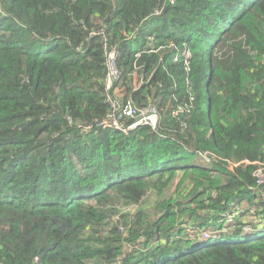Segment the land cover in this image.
I'll return each instance as SVG.
<instances>
[{
    "label": "trees",
    "instance_id": "16d2710c",
    "mask_svg": "<svg viewBox=\"0 0 264 264\" xmlns=\"http://www.w3.org/2000/svg\"><path fill=\"white\" fill-rule=\"evenodd\" d=\"M260 162L264 0H0V264H264Z\"/></svg>",
    "mask_w": 264,
    "mask_h": 264
},
{
    "label": "clouds",
    "instance_id": "9594fccd",
    "mask_svg": "<svg viewBox=\"0 0 264 264\" xmlns=\"http://www.w3.org/2000/svg\"><path fill=\"white\" fill-rule=\"evenodd\" d=\"M157 13H159V12H157ZM143 25V23L141 24V26ZM141 26H139V28L136 30V32L134 33V35L136 36H138L139 34H141L140 33V30H141ZM151 35H149L147 38V41L146 42H152L154 39H155V37L154 36H152V37H150ZM137 38V37H136ZM136 38H133V35H131V36H127L126 37V39H127V42H134L135 40H136ZM136 43V42H135ZM112 51V50H111ZM110 51V52H111ZM181 53H182V55L183 56H185V58L187 59L186 61H188L189 60V58H190V52L188 51V50H186V49H184V50H182L181 51ZM111 54H113L114 56H115V63H116V52L113 50L110 54H107V62H106V67H107V76H106V79H105V84H106V89H107V91L109 92L112 88H113V86L116 84V83H118V82H120V79H121V73H120V70L118 69V67H117V64H116V67H117V70H118V72H119V76H120V78H119V80L117 81V82H115L112 86H108V84H107V78H108V75H109V66H108V58H109V55H111ZM140 55L138 54L137 55V57H139ZM178 58H180L179 57V53H178V56H176L175 57V59H174V61L175 62H177L178 61ZM134 83H137V85L135 86L136 88L140 85V82H138V78H137V76H135L134 77ZM133 83V84H134ZM117 98L118 99H114V98H112L111 96H108V98H107V104H109L110 105V108H111V110H110V112L107 114V116H106V119H104L103 120V122H106L107 123V126H102L101 124L103 123H100L99 125H98V127L99 128H102V129H106V128H113V129H116V130H119V132H122V133H125V134H128L129 132H132L133 130H135V129H137V128H139V127H142V126H149L153 131H156V129H157V122H158V119H159V117L158 118H155V120H152V119H149L148 120V123H141V124H137L138 123V118H130L129 116H126V115H124V113H123V108H124V106H126L127 104H128V101H124V99H122V96L120 95V94H117ZM114 105V106H113ZM153 109H155L156 110V115L158 116V111H157V109L155 108V107H152ZM151 108V109H152ZM143 112V111H142ZM141 113V112H140ZM129 120H134V123H132L131 125H127V122L129 121ZM205 156H208V155H204V154H199V157L202 159V161L204 162L205 161V163L204 164H206V165H208L209 163H210V160L212 159L210 156H208L209 157V161H207V160H204L203 158L205 157ZM261 163V162H260ZM259 163V164H260ZM259 164L256 166L257 167V170H258V168H259ZM257 170L255 171V174H256V172H257ZM254 174V176L256 177V175ZM257 178V177H256ZM254 191L257 193H259V195H260V197L262 198V199H264V193H263V191H264V185H259L258 183H257V185H256V188L254 189ZM260 191V192H259ZM241 207V206H240ZM250 213H248V215H249ZM251 214H253V212L251 213ZM250 214V215H251ZM245 236H247V235H252L253 234V229L251 228V229H245V232L243 233ZM206 236H207V238L208 239H210L211 237V235L210 234H205Z\"/></svg>",
    "mask_w": 264,
    "mask_h": 264
},
{
    "label": "rangeland",
    "instance_id": "374dc122",
    "mask_svg": "<svg viewBox=\"0 0 264 264\" xmlns=\"http://www.w3.org/2000/svg\"><path fill=\"white\" fill-rule=\"evenodd\" d=\"M145 116H147V118L148 119H152V120H155V118H158V116L156 115V111L153 109L151 112H148L147 114H145ZM204 160H207V161H209V157L208 156H205L204 158H203ZM211 161V160H210ZM198 162L199 163H202V160H198ZM205 163V161L203 162V164ZM212 164V163H211ZM210 164V165H211ZM209 165V164H208ZM262 168H264V167H262ZM179 181H180V179H179V177H177V179L175 180V183H174V187H177V185H178V183H179ZM175 192H176V188H173L172 190H171V193H173L174 195H175ZM193 199V197H189V198H186V200H184V202H189V200H192ZM117 201V203H120L118 200H116ZM156 201H159V197H158V195L156 194V192H152V194H150L149 195V198L147 199V200H145L143 203V208L145 209V212L151 217V218H153L154 217V209H155V202ZM191 206H195V203H191ZM245 208H249V210H250V214L252 213V212H254V210H255V206H249V205H245ZM239 209H242L241 207H239ZM127 211L128 212H130V213H134L135 212V208L134 207H129V208H127ZM248 215V219H247V222H250L251 220H253L254 219V217H253V214H251V215ZM243 219H245V217L243 218ZM258 222V221H257ZM233 224H234V222H232L231 220H230V217H229V221L227 222V224L225 225V227H224V229H229V228H231V227H233ZM229 227V228H228ZM221 230V231H219V232H225V230ZM226 230V231H227ZM252 235H254V234H252ZM249 236H245V237H241V238H244L245 240H248L249 238H248ZM252 237V236H251ZM259 237H261L260 235L259 236H253L251 239H256V238H259ZM211 241H213V240H211Z\"/></svg>",
    "mask_w": 264,
    "mask_h": 264
},
{
    "label": "built area",
    "instance_id": "2783aa9c",
    "mask_svg": "<svg viewBox=\"0 0 264 264\" xmlns=\"http://www.w3.org/2000/svg\"><path fill=\"white\" fill-rule=\"evenodd\" d=\"M108 66H109V75L107 78V84L110 87L115 82H117L120 78L119 72L117 70L116 63H115V56L113 54L109 55ZM152 110H153V108L150 109L149 111H143V112L139 113L135 110L132 103L129 102L126 106H124L123 113H124V115L129 116L130 118H138L139 120H138L137 124H141V123H148L149 119L147 118V116H145V114H147L148 112H151ZM101 125L107 126V123L103 122ZM262 167H264V163L259 164V168L255 174L257 179H258L257 183L259 185H264V168H262Z\"/></svg>",
    "mask_w": 264,
    "mask_h": 264
},
{
    "label": "crops",
    "instance_id": "0c3cea01",
    "mask_svg": "<svg viewBox=\"0 0 264 264\" xmlns=\"http://www.w3.org/2000/svg\"><path fill=\"white\" fill-rule=\"evenodd\" d=\"M133 85H134V86H136V85H137V83H134Z\"/></svg>",
    "mask_w": 264,
    "mask_h": 264
}]
</instances>
